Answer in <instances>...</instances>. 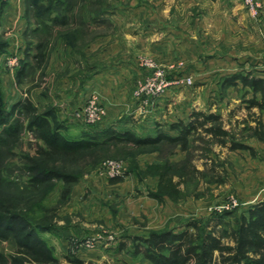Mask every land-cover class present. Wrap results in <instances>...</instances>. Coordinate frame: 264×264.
Here are the masks:
<instances>
[{
  "label": "rangeland",
  "instance_id": "rangeland-1",
  "mask_svg": "<svg viewBox=\"0 0 264 264\" xmlns=\"http://www.w3.org/2000/svg\"><path fill=\"white\" fill-rule=\"evenodd\" d=\"M5 1L0 33L7 48L0 56V89L6 109L28 98L39 110L54 109L70 135L113 129L145 136L141 134L146 127L144 121L160 116L156 107L158 100L165 97L167 103L176 104L177 115L186 112L187 107L192 112L219 115L223 129L229 132L226 145H221L198 128L185 151L180 144H161L159 150L129 144L109 146L99 151L96 164L89 159L79 164L80 177L62 201V183L50 185L48 194L34 192L27 183L26 158L34 157L42 143L27 130V119L21 116L18 136L0 150V191L16 193L22 199L37 195L36 206L27 211L24 208V215L34 221H40L45 210L55 212V227L41 237L58 264H69L68 256L85 264H151L131 255L132 238L146 236L152 230L178 229L189 220L203 221L214 213L246 215L253 205L264 202V137L259 139L254 134V119H260V115L244 105L250 95L243 97L240 89L226 91L219 85L221 77L233 72L254 73L261 67L255 61L264 58V40L258 42L253 31H239L238 21L229 17L223 20L222 13L206 17L200 0H75V16L68 15V21L52 26L49 35H44L31 32L34 23L30 24L31 14L26 16L25 0ZM225 1L228 5L234 3L235 12H246L242 16L247 14L249 27L250 23L264 21L260 0H255L262 7L258 18H252L239 0ZM98 12L103 14L94 21ZM237 16L242 18L240 13ZM207 21L211 24L208 30L203 28ZM162 22L179 29V45L173 40L168 48L165 46V54L149 55V42H143V36L146 32L159 33L157 25ZM194 31L198 36L196 44L190 42ZM222 34L227 36L225 40L220 38ZM163 35L165 43L167 37L173 38L166 30ZM38 43L44 45L42 62L32 58L38 53ZM176 48L178 55L174 56ZM27 50L29 65L25 73L16 77ZM258 61L264 68L262 60ZM158 72L162 77L156 80L154 74ZM96 78L100 83L90 87ZM156 81L167 83L164 91L147 93ZM174 81L179 83L171 85ZM93 98L105 114L97 123L87 124L76 113ZM104 102L120 103L108 127ZM166 109L165 119L170 115ZM124 122L130 126L121 128ZM208 126L209 123L204 128ZM231 139L248 148L230 150ZM185 160H190L196 173L181 186L179 201L151 198L149 193L156 189L157 177L148 173V167ZM110 163L115 165L112 170ZM231 216L227 219L232 220ZM87 241L92 242V248L83 247ZM15 250L12 238L0 241V252L7 258Z\"/></svg>",
  "mask_w": 264,
  "mask_h": 264
},
{
  "label": "trees",
  "instance_id": "trees-1",
  "mask_svg": "<svg viewBox=\"0 0 264 264\" xmlns=\"http://www.w3.org/2000/svg\"><path fill=\"white\" fill-rule=\"evenodd\" d=\"M25 4L26 16L31 14L30 24L34 23L32 33L49 35L52 26L62 25L68 21L70 14L75 16V0H25ZM5 6L6 1L0 0V19ZM102 14L95 13L94 21H99ZM6 48L7 42L0 33V56ZM35 48L38 53L32 58L42 62L45 56L43 43H38ZM28 54L27 50L24 59L20 61L21 67L16 77L25 73L29 65ZM219 85L224 90L240 85L244 90L243 97L250 95L245 99L247 110L255 107L260 113L264 112V78L251 72H237L221 77ZM257 94H260L259 98ZM21 116L27 119V130L42 143L38 145L34 157L26 158L24 172L27 183L34 192L45 194L52 190L50 185L53 183H62V201L68 196L71 185L80 177L77 169L79 164L87 159L93 165L96 164L100 158L97 155L99 151L109 146L129 144L134 148L151 147L159 150L161 144H180L185 151L189 138L198 128H203L205 133L217 139L221 145H226L225 140L229 137V132L222 127L220 116L204 112H193L188 121L170 124L169 128L176 131V135L159 130L154 135L137 136L129 131L117 132L113 129L96 130L93 133L81 131L70 135L66 124L57 119L54 109L39 110L28 98L6 109L0 89V150L18 136ZM254 121L257 126L254 134L263 139L264 127L259 116ZM208 123L209 126L204 128ZM246 148V145L233 139L229 143L230 150ZM148 173L157 177L156 189L149 193L151 198L159 202L165 199L178 202L181 186L190 180L196 169L190 160L177 164L165 161L150 165ZM35 198V194L22 199L16 193L0 191V241L12 238L16 243V250L9 258L0 252V264H58L52 249L41 237L42 233L55 227L52 223L55 212L43 211L44 216L40 221L24 215V208L27 211L36 206ZM230 216V211L214 213L203 221L189 220L178 229L152 230L146 236L134 237L131 255L141 257L151 264H264V202L253 205L246 215L231 216L232 220H228ZM66 259L69 264H85L71 256Z\"/></svg>",
  "mask_w": 264,
  "mask_h": 264
},
{
  "label": "crops",
  "instance_id": "crops-1",
  "mask_svg": "<svg viewBox=\"0 0 264 264\" xmlns=\"http://www.w3.org/2000/svg\"><path fill=\"white\" fill-rule=\"evenodd\" d=\"M200 1L203 2L204 11H205L203 13L206 14V17H209L210 14H216V13L220 14V13H222L223 14V20H227L228 17H229V19L231 21H238V23H236L237 24L236 25V29H238L239 31H243V30L245 31L246 30V31H249L250 33L253 31L254 34L256 35V38H257L258 42L260 41L262 43V41L264 40L263 32H262V30H264V21L261 24H257L258 26L255 25L254 23H250V27H249L247 14L242 16V14L246 13V12H244V11L235 12L234 11V7H233L234 3H231V5H228L227 1H225V0H222V1H220V0H200ZM260 1L262 2L263 6H264V0H260ZM235 5H237V4H235ZM238 7L244 8L241 4ZM237 13H240L242 18H239L237 16ZM159 24L157 25V27L158 26L160 27V32L159 33L158 32L157 33H155V32L154 33L146 32L144 34V36H143L145 38V40L143 42H145V43L149 42L148 50H147L149 55L152 54L154 56H159V54H163V53L165 54V52H163L165 50L164 49L165 46L168 48L170 42H173V40H174V42L176 43L177 46L179 45V41H178V37H179L178 34L179 33L176 31V30H179V29H176L177 27L176 28L174 27L176 29V30H174V29L169 28L168 26L166 27V24H164L163 22L160 25ZM210 26H211L210 22L207 21V24H205L203 28L208 30V27H210ZM195 29L197 30L198 28H195ZM156 30L157 29H155V31ZM165 30L171 37H173V38H170L171 40H169L168 37H167L168 41L166 43H165L166 39L164 38V37H166V35H163V32H165ZM223 32H225V29L223 30ZM190 37L193 38L192 40H190V42L192 44H196L195 41H197V39H198L196 31H194V35H191ZM212 38L213 37L210 34L207 37L209 42L212 41ZM220 38L222 40H225L227 38V36H225V34H222V36ZM177 55H178V49H177V51H174V56H177ZM211 57H213V56H211ZM219 58H222L223 61L227 60V57H225V58L224 57H219ZM258 59L259 60L261 59L263 64H264V58H256L255 62H257L261 67L258 66L257 67V71H255L253 74L255 76H257V77L264 78V68L261 65V61L259 62ZM99 83H100V81L97 78L95 80H91L90 87H96ZM233 89H234V87H229V88L226 89V91H231ZM236 89H240L242 93L244 91V90L241 89L240 85L237 86ZM80 94L81 93L77 94V96L80 97ZM256 97L259 98L260 94H257ZM244 105L246 106L247 103H245ZM105 106H106V109L108 111L107 114H106V117H105V118H107L109 120L108 121V125H106V127H108L111 124V121H113V119H111L110 116H113V114H115V110H118L120 108V103L115 104L114 102L113 103L109 102L108 104L105 103ZM175 106H176V104L173 106V102L167 103V99H165V97L163 99L158 100V107H156V110L158 112L157 114H160V116H157V118L153 119V121L151 120L148 123H147L148 120L147 121L145 120L144 124L146 125V127L141 130L142 131L141 134H143L145 136H149V135L156 134L157 131H159V130H162V131H164V132H166V133H168L170 135H176V131L171 130L169 128V125L177 123L178 121H183V122L188 121L189 117L193 113L192 112L193 109L187 107V111L186 112L177 115L178 113L174 112L175 111ZM165 107H167L168 109H166ZM165 109L167 111H170V115H169V117L167 119H165V116H164ZM195 110H197V109H195ZM251 111L254 112L256 115H260V120H262L263 125H264V112L260 113L258 111V109L255 108V107L251 108ZM156 119H158V120H156ZM128 123L129 122H127V123L124 122L123 125H121L120 127L124 129V128L130 126V125H128ZM157 124H159L160 126H158L157 129H156V125Z\"/></svg>",
  "mask_w": 264,
  "mask_h": 264
},
{
  "label": "built area",
  "instance_id": "built-area-1",
  "mask_svg": "<svg viewBox=\"0 0 264 264\" xmlns=\"http://www.w3.org/2000/svg\"><path fill=\"white\" fill-rule=\"evenodd\" d=\"M239 1L244 5V7L247 9V11L249 12L252 18L259 17L262 7L257 1L255 0H239ZM154 76L155 79L157 77L156 80H159L162 77V74L161 72L160 73L158 72L155 73ZM187 81L188 83H191L190 79H188ZM178 83H179L178 81H174L171 82L170 84L174 85ZM154 84L150 85L147 88L146 90L147 93L160 94L164 91V88L167 85V83L164 84V81H160V84H158V81H156L154 82ZM104 114H105L104 110L97 105L96 99L93 98V100H91L83 109H81L80 112L76 113V116L87 124H95L103 118ZM109 165L111 167V170L115 168V165H113V163H110ZM83 245L84 248H88V249L92 248L93 246L92 242L90 241L85 242Z\"/></svg>",
  "mask_w": 264,
  "mask_h": 264
}]
</instances>
